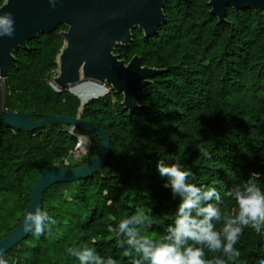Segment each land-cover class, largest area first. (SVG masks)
<instances>
[{
    "label": "trees",
    "instance_id": "1",
    "mask_svg": "<svg viewBox=\"0 0 264 264\" xmlns=\"http://www.w3.org/2000/svg\"><path fill=\"white\" fill-rule=\"evenodd\" d=\"M207 3L168 0L165 23L155 35L145 38L135 29L127 48L117 46L119 60L128 63L138 56L142 66L162 73L140 91V109L132 115L113 91L82 108L79 117L110 138L102 174L46 190L42 209L56 223L13 248L8 264H79L67 249L85 246L117 264H133L137 255L118 246L119 222L151 210L152 227L141 234L159 241L175 219L179 199L163 186L159 161H179L192 171L190 183L215 187L221 195L218 206L230 215L237 206L224 195L228 189L253 172L261 174L257 182L264 189V10L227 8L225 22L219 23L209 15ZM62 30L59 26L27 42L26 50L12 53L15 62L7 70L4 92L0 81V118L3 109L30 114L33 122L45 115L76 117L80 105L70 90L56 91L48 84L57 74ZM66 128L26 132L0 126V240L18 224L42 171L62 167L75 146L74 137L60 132ZM82 134L90 148L69 168L87 164L100 147L98 138ZM198 146L211 159L201 156ZM235 247L241 253L235 262L207 249L205 258L264 264V231L244 229Z\"/></svg>",
    "mask_w": 264,
    "mask_h": 264
},
{
    "label": "water",
    "instance_id": "2",
    "mask_svg": "<svg viewBox=\"0 0 264 264\" xmlns=\"http://www.w3.org/2000/svg\"><path fill=\"white\" fill-rule=\"evenodd\" d=\"M168 0H56L51 6L48 0H5L0 11L11 12L15 20L12 37H0V81L4 92L7 70L15 62L12 53L26 50L27 42L40 35L50 34L59 26L63 47L56 58L57 75L54 85L62 90L83 83L105 84L122 98L121 106L129 115L140 107V91L148 86L149 79L161 70L141 65V59L133 56L128 63L119 60L117 46L127 48L132 42V31L137 29L143 37L155 35L165 23L163 9ZM186 2L187 0H175ZM6 5V6H5ZM209 15L219 23L225 22L227 8L239 10H264V0H208ZM4 110L0 126L4 129L34 132L61 125L91 134L101 142L95 156L78 168L50 166L42 171L30 192L25 211L15 228L0 240V250L6 259L8 253L31 233L22 230L25 215L42 208L43 194L52 186L81 181L101 175L111 151L110 138L95 125L80 117L66 118L45 115L38 122L31 115Z\"/></svg>",
    "mask_w": 264,
    "mask_h": 264
},
{
    "label": "clouds",
    "instance_id": "3",
    "mask_svg": "<svg viewBox=\"0 0 264 264\" xmlns=\"http://www.w3.org/2000/svg\"><path fill=\"white\" fill-rule=\"evenodd\" d=\"M48 2L54 7L56 0ZM14 32L12 13L0 11V37H12ZM198 150L201 156L211 159L206 148L198 146ZM157 170L166 178L163 186L170 189L174 199H179L175 219L159 241L141 234L152 227L151 210L148 213L137 211L119 222L116 228L118 246L137 255L133 264H226L220 257L206 259L205 249L222 253L227 261L235 262L241 255L235 245L244 229L251 228L257 234L264 231V189L257 182L260 173H250L241 184L224 193L237 206L235 214L230 215L218 206L221 195L217 189L190 183L193 173L182 168L179 161L170 165L159 161ZM55 223L46 210L36 206L25 215L22 230L40 237ZM217 225L221 227L218 229ZM67 253L79 264H117L112 257H102L94 247H69ZM0 264H8L3 250H0Z\"/></svg>",
    "mask_w": 264,
    "mask_h": 264
},
{
    "label": "built area",
    "instance_id": "4",
    "mask_svg": "<svg viewBox=\"0 0 264 264\" xmlns=\"http://www.w3.org/2000/svg\"><path fill=\"white\" fill-rule=\"evenodd\" d=\"M53 77H55V74L53 75ZM48 84L56 91H60V89H58L54 83L51 81L48 82ZM82 85H85V91H86V95L87 97H89V99L85 102L82 101L81 98L79 96H76L75 94L72 93L71 89L70 92L73 94V96L78 100L80 108L79 111L76 115V117L80 116L81 110L82 108L87 105L88 103L92 102V101H97L99 99H102L105 96H108L111 94L112 90L109 86L102 84H95L93 82H83L80 83ZM97 89L102 90V93L100 95H96V97H94V95L97 93ZM67 127V126H64ZM12 130V129H10ZM66 132L67 134H69L70 136L74 137L76 139V144L75 146L68 151V155L67 157L63 160V166L62 167H66L69 168L70 164H75L77 162H79L87 153L88 149L90 148V142L89 139L83 135L81 131L75 129V128H71V127H67L66 129H61L60 132Z\"/></svg>",
    "mask_w": 264,
    "mask_h": 264
},
{
    "label": "rangeland",
    "instance_id": "5",
    "mask_svg": "<svg viewBox=\"0 0 264 264\" xmlns=\"http://www.w3.org/2000/svg\"><path fill=\"white\" fill-rule=\"evenodd\" d=\"M64 29H65V27L64 26H62ZM64 31H66V29L65 30H62V31H60V33L61 32H64ZM61 36V35H60ZM1 90H2V87H1ZM72 90L74 91V92H76V93H78L79 95H80V97L82 96H85V98L86 99H88L89 97H87V95H86V89H85V85H82V84H77V85H75V86H73L72 87ZM100 89H97V92L99 91ZM2 92H3V90H2ZM100 92V91H99ZM95 96V95H94ZM2 104H3V100H2Z\"/></svg>",
    "mask_w": 264,
    "mask_h": 264
},
{
    "label": "bare ground",
    "instance_id": "6",
    "mask_svg": "<svg viewBox=\"0 0 264 264\" xmlns=\"http://www.w3.org/2000/svg\"><path fill=\"white\" fill-rule=\"evenodd\" d=\"M80 98H81L82 101H85V102L89 99V98L86 99L85 96H83V97L81 96Z\"/></svg>",
    "mask_w": 264,
    "mask_h": 264
}]
</instances>
